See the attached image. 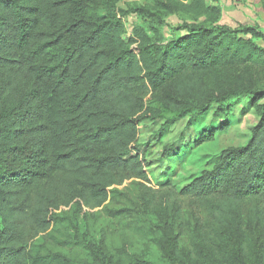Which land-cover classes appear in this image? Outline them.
<instances>
[{
    "label": "trees",
    "instance_id": "16d2710c",
    "mask_svg": "<svg viewBox=\"0 0 264 264\" xmlns=\"http://www.w3.org/2000/svg\"><path fill=\"white\" fill-rule=\"evenodd\" d=\"M119 1L0 0V264H73L40 255L46 241L29 244L52 236L68 196L180 264H264V30L222 25L218 0H169L156 12ZM174 6L193 23L167 35L162 15ZM132 14L140 24L126 40ZM243 100L259 117L247 141L179 192L155 190L137 152L143 123L163 119L164 132L212 115L199 146L232 128ZM127 182L131 193L120 189ZM184 208L205 215L194 233ZM252 227L255 239L243 235ZM91 255L112 263L104 249Z\"/></svg>",
    "mask_w": 264,
    "mask_h": 264
},
{
    "label": "rangeland",
    "instance_id": "374dc122",
    "mask_svg": "<svg viewBox=\"0 0 264 264\" xmlns=\"http://www.w3.org/2000/svg\"><path fill=\"white\" fill-rule=\"evenodd\" d=\"M159 2L169 0H120L118 7L130 9L131 7H144L156 12ZM211 3V0H208ZM223 9L222 25L233 29L240 25L257 26L264 30V0H218ZM174 13L162 15L164 21L163 31L168 35L171 28H177L185 23H193V19L183 8L174 6ZM200 19L197 23H202ZM127 33L126 40L131 37L134 28L140 24L136 14L130 15L125 20ZM176 35H182L178 33ZM263 45L262 41H257ZM262 103V102H261ZM232 128L223 134H217L211 143L198 146L202 133L212 130L216 122L212 115L195 125L196 120L185 118L171 129L161 131L163 119L146 121L141 126V136L137 152L146 158L149 163L148 172L152 186L160 190L163 184L169 183L179 192L186 187L195 176L210 167L223 148L243 145L251 135L253 127L258 123L259 117L255 109L250 107L248 101L243 100L233 115ZM192 124V125H191ZM121 186L120 189L132 192V186ZM68 196V205H63L64 220L52 230V236H30L29 244L33 247L36 243L40 247V255L47 252L59 253L66 256L73 264H91L93 256L98 249H104L111 264H136L139 261H151L153 264H180L165 253L163 247L142 240L139 236L129 231L121 222L109 217L104 209L77 210V202H72ZM108 208H121L120 204L108 202ZM77 210V211H76ZM184 222L188 232L194 233L198 229L200 218H205L199 210L192 211L184 208ZM162 216H166L163 214ZM169 221L164 217V221ZM163 226V225H162ZM251 230V231H250ZM243 235L250 239L258 236L256 227L245 231ZM186 237V236H184ZM44 238V239H42ZM190 240L184 239L181 248H190ZM167 248L168 245L164 244Z\"/></svg>",
    "mask_w": 264,
    "mask_h": 264
}]
</instances>
